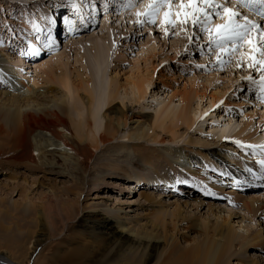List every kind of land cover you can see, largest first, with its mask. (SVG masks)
Segmentation results:
<instances>
[{
	"label": "rangeland",
	"instance_id": "rangeland-1",
	"mask_svg": "<svg viewBox=\"0 0 264 264\" xmlns=\"http://www.w3.org/2000/svg\"><path fill=\"white\" fill-rule=\"evenodd\" d=\"M126 1L124 6V2L121 0H119V2L111 0V3L105 0L106 6L110 3L114 9L112 8L111 11H106L105 9L109 10L110 8H104L103 10L106 14L99 13L98 19L96 18V22L98 23L93 25V28L89 27L87 29H82L71 37H65L64 34H60L58 30L56 31L57 24L59 23L57 16H60L58 12L60 7H64L63 3L68 4L69 7H76L79 5L78 9H81L83 14L86 13L88 15L98 11V8L96 10L94 4L91 6L88 4L98 2L96 6L98 5L102 10V1L0 0V52H3L5 55L7 54L6 57L3 58V61L9 62L10 64L8 66L13 67L14 65L13 68L15 69L16 67L21 68L26 81L31 82L30 84H32L33 79L38 80L40 83V85L37 86L38 90L44 89L45 92L48 91V87L44 86V81L41 79L43 76L42 66L46 61L50 60L55 55L65 54V57L62 58V62L67 63V68L70 72H73L74 69H79V64L75 63V56L76 54L81 56V52L77 51L76 46L83 45L90 49L95 40L103 39H108V41L110 40L109 42H113V44H111L112 50L108 68L112 76L117 75L119 77L120 83L123 84L125 82L131 70L136 71L138 69L144 73H149L151 79L150 86L146 90V97L139 104H132L129 99L124 101L125 106L119 101L116 102V108L120 107L124 109V111L129 109V113L125 111L128 114L127 126L124 129L121 128L115 141H112L104 147H100V149L94 153V159L89 164V169L85 174L81 169H66L59 164V166L54 165L55 168H52L53 171L51 172H41L38 169L31 170L24 165H19L18 167H16V165H14L15 167L9 165L7 166L8 169L6 168L5 170H1L0 168V250L10 251L9 254L12 255L16 254V251L10 248L11 246L7 243H10L11 233L10 230L5 231V228H13V222L18 221L23 231L27 230L28 223H32L31 219L27 218L32 215V212H24L23 206L26 208L29 207L30 204L40 205L41 207L43 198L48 196L54 200L53 204L57 208L58 204L56 205V203H61L60 201L67 202L69 200L67 197H70L69 201H77L79 198L77 192L81 191L82 182L88 181L94 184L95 180L100 179L102 176L105 177L103 183L99 186H93L95 189H92V192L86 194L85 197L82 195L80 198L81 203L88 204L90 207L95 205L99 208L97 210H91L89 207L90 210L86 211L85 214L81 213L80 216L75 219V223L70 224V226H72L70 229L71 231L65 230L63 233V235L65 234L66 236L71 233L70 237L67 238L70 239L71 242L73 240V243H71L72 246L85 243L89 245V235L87 237L82 234L79 237L76 234L78 232L82 233V231H87V228L89 231L98 229V222H101V220L103 221L105 217L100 209L107 206L113 208V210L115 208L122 209L121 215H127L126 219H130L129 221L133 222L136 221L137 223L139 222L138 224L149 223L155 219L161 209L145 203L140 197L142 193L153 194L157 200L160 196L161 200L166 201V206H164L162 210H167L169 212L175 209L176 206L174 203L180 201L181 198L195 196V199L199 198V200L204 201L206 205L202 207L200 206L197 208V206L194 205L186 211L183 210V212L188 213L186 217L187 220L182 226L178 225L177 227V230H181L177 235L182 247L189 248L194 241L202 238L200 235L202 233L198 228L199 219L209 221L210 225L215 221L219 223L223 220L230 221L235 230H238L240 234L243 232L242 234H244V236L246 234L248 235L250 232L257 233L260 229L262 230V234H264V218H262L261 215L247 213L246 210L242 208L241 202L238 201V204L235 202L233 203V200H229L231 196L227 197V192L230 190L231 186H228L226 183L229 181L225 182V180L228 179L226 177L228 174L231 175L229 171H227L228 174L226 173L223 178L225 183H221L224 190L217 189L222 193H220V195L211 193L212 195L214 194V196L206 195L208 192L203 194V191H208L203 188L204 184L198 183L190 177L187 179L189 181H185L187 183L177 185L178 187L173 185L169 187L166 185V188L169 189H163V183L155 185L139 180L140 173H147L149 171L148 168L143 166L138 157V150H142L143 148H139L137 145L135 146L137 143L129 141L126 136L128 133H133L137 125H135V121H140L145 126L147 122L144 123V121H148L149 119L154 120L156 111L161 105L168 103L169 100H171V106H178L179 95L184 90L190 92L192 95L194 94L197 98H195L193 102L196 106L199 104L200 107H202V118L196 126L189 132H186L184 128H179V134L175 143H168L169 140H172L171 135L161 131L158 132L162 133L166 141L164 145L144 143V141L139 142L141 147L160 149L161 151L159 153H161L167 146L189 147L188 143L192 138L191 140L196 141V144L189 148H194L193 150L199 151L200 154L188 155L187 157L179 156V154L171 156V158L174 156L177 157L174 164L180 166L181 169L184 170L185 168H191V166H186L187 163H190L188 160L189 157L192 161L199 160L205 162V159H201L202 156L207 159H213L212 156H214V159L221 161L224 155L229 150L233 149L234 152L237 151L235 160L228 157L224 162L235 167V170H239L240 166L238 165V161H240L243 163L241 169H244L241 173L245 174L246 171H249L248 169L251 168V174H253V171L255 172L253 169L260 166L261 161H264V156L257 157L252 152L257 151L260 147H264V118L260 116L264 110H258L257 112L259 114L256 113L257 107L255 99L252 97V89L247 84L250 82L251 84L258 83L260 80L256 74V70L253 69L255 66L251 65V67H249V62H247L248 59H243L241 56L237 55V48L222 54V51L220 50L221 52H218L215 44L210 40V33L207 35L204 31H201L199 26L192 29L188 24L181 25L176 23V20H173V24H165L164 21L160 23V19L158 18L160 12L156 15L154 23H149L143 16L145 10L140 12L142 14L140 17L141 23L138 25L136 13H138L137 10L142 5L137 7L139 0ZM180 3L182 2L179 1V3H176L175 0H170V7L173 9ZM183 3H186V1L184 0ZM196 3L198 5V0H196ZM200 5L199 3V6ZM201 8L205 12L209 9L204 8L202 5ZM168 10L169 8L166 9L165 12ZM172 16L171 19H173ZM199 18L203 21L202 16H198V19ZM27 21H29L28 24L29 26L31 25L30 27H27ZM52 21H54V23H50ZM209 21L216 25L225 23V21H214L211 18ZM34 26L37 27V31L31 32ZM28 28H30V32L27 31L29 30ZM40 28L42 31H39ZM31 36L34 39V43L40 47L39 49H46L49 47L51 49L31 57L33 55L30 53V44L28 42V38ZM211 36L215 37V34H211ZM209 40L210 44H208ZM257 55L260 56V59H264V57L260 55V52H258ZM0 59L2 60V58ZM219 60H223L225 63L221 64L218 62ZM238 62L240 67H237ZM245 71H249L250 76L243 74ZM2 83L7 85L5 81ZM3 88L8 90L10 94L15 93L10 91V89L12 90L10 87ZM219 88H224L225 90L224 99L211 108L209 104L210 97L213 91ZM122 93L123 90H121V94ZM16 94L18 93H15V95ZM60 96L61 91L59 92L54 89L51 93L38 96L41 100L39 99L37 101L42 102L49 100L52 102L51 105H53L54 100L51 101V99ZM5 101L6 100L0 97V108L4 105ZM226 101H230V104H225L224 102ZM226 112L235 115L233 118L234 123L241 125L251 124L248 134H258V136L262 138V142L256 143V147L254 145L253 148L251 146L241 147L237 145L238 143L228 139L217 140L214 138V136H212L214 130L212 131L210 128L214 126V129H216L218 126L227 124L225 121L226 116H222ZM250 118H252V120ZM198 140H202V142L199 143ZM8 142L12 143L11 140H8ZM10 143L9 145L12 146L13 144ZM203 145H208L209 148L203 149ZM221 145H225L226 148L220 149ZM1 149L2 153L8 152L9 150V148L5 146H0V151ZM213 151H217V153L212 154ZM33 154L37 155L36 152ZM245 163L249 164L251 167L248 168L244 166ZM112 165L118 166L119 171L112 172L113 174H111ZM161 166H165V170L174 175L167 164L162 163ZM192 168L199 169L197 165L192 166ZM209 168L214 171L211 175L213 177L212 179H214L213 182L217 183L215 180H218L219 178H216L220 177L219 171L215 166H209ZM124 171L132 174L136 173L137 175L134 180H128L129 176L124 175ZM259 172L261 174L264 173V171H258V173ZM148 174L149 177H156L155 174L150 172H148ZM248 178L251 182L248 181L249 185L242 187L243 191L240 190V187L234 191L239 194L247 193V196H251V198L253 196L259 200L261 199V205H264L263 180L259 178L258 174L249 175ZM193 187L200 188L201 190H196ZM185 191L191 192L185 195V193H183ZM192 191H194V195H192ZM56 195L61 199L60 201L52 197ZM217 196H219L220 200ZM211 201L222 208L224 212L220 211V209H209L207 204L211 203ZM20 204L22 205L20 206ZM56 207L52 208L54 218L56 217ZM225 211L233 212L238 215L232 216L229 219V214ZM86 218L90 219L86 221ZM81 224L87 226V228L85 229L80 226ZM59 227L62 229L61 226ZM172 227L173 226H171L170 229H172ZM33 230V239L29 241L26 239V234L22 233L20 235L22 240L25 241L24 244L27 243L24 248L29 249L28 257L32 255L33 251L32 257H35L40 251L37 246L34 247L35 242H43V245L47 246L49 244H55V242L47 241L46 233L47 231L49 232V230H46L43 223H40L37 228L34 226ZM243 244L244 243L239 240L233 249L230 250L232 253L229 260L230 264H240L241 262L243 264H252V262L264 264V246L261 247L260 245L257 247L252 243L246 244V246L243 247ZM68 246L69 243L65 242L58 248L64 250L70 248ZM32 261L33 259L31 262Z\"/></svg>",
	"mask_w": 264,
	"mask_h": 264
},
{
	"label": "bare ground",
	"instance_id": "bare-ground-1",
	"mask_svg": "<svg viewBox=\"0 0 264 264\" xmlns=\"http://www.w3.org/2000/svg\"><path fill=\"white\" fill-rule=\"evenodd\" d=\"M140 1L141 0L138 1L137 7L142 6L137 10L138 13L143 12L146 9L145 6L153 2V0H144L141 3ZM180 1L183 2L184 0ZM185 1L186 3L188 2V0ZM214 3L221 4L223 8L227 6V4L223 3V0H215ZM197 7L201 8V6L198 5ZM177 8L178 6L173 9L171 8L173 19H171V17L170 19L172 21L176 20L175 12ZM228 8H233L234 10V7L228 6ZM166 9L168 8L164 7L159 11L160 14L158 15L160 16H158V18L160 19V23L164 21ZM93 13L95 14V12ZM236 22L240 23L237 20ZM28 23L29 21L26 22L27 27L29 26ZM187 24L192 27V29L196 27L191 23V20H189ZM217 26L216 24L207 22V27L212 30ZM199 27L202 28L203 24ZM28 29L27 31L30 32V28ZM35 30L37 31V27L34 26L31 32ZM39 31H42V29L40 28ZM204 32L207 35L209 34V31ZM214 33V31L211 32V34ZM257 39H259V37ZM28 40L30 44L29 50L31 55H33L31 57L51 49L50 47L39 49L40 47L34 43L32 36L28 38ZM109 41L108 39L95 40L90 49L83 45L76 46L77 51L81 52V56L76 54L75 63L79 64V69H74L73 72L69 71L67 63L62 62V58L65 57V54L55 55L50 60L46 61L42 66L43 76L41 79L44 81V86L48 87L47 92H45L44 89H37V86L40 85L38 80L33 79L32 84H30L31 82H27L21 68L16 67L15 69L13 68L14 65L13 67L8 66L10 63L3 61V58L6 57L7 54L5 55L3 52H0V58H2V60L0 59V97L6 100L4 105L0 108V146L9 148L8 152L2 153V149L0 151L1 170L8 169L7 166L9 165L12 167L14 165H16V167L24 165L31 170L38 169L41 172H51L53 171L52 168H55L54 165L59 164L66 169H81L85 174L89 169V164L94 159V153L98 151L100 147H104L112 141H115L121 128H126L128 114L125 111L129 113V109L124 111V109L120 107L116 108V102L119 101L125 106L124 101L129 99L132 104H139L146 97V90L150 86L151 79L149 73H144L139 69L136 71L131 70L123 84L119 82V77L117 75L112 76V73L109 72L108 64L112 50L111 44H113V42ZM229 44L230 42L225 48L216 50L218 52L221 50L222 52H220L224 54L232 48ZM247 46H241V48L237 50V55L241 56L243 59H248L247 62H249V67H251L252 62L249 59L250 56L254 55L257 61L262 59H260V56L256 55V53H252ZM253 66L261 69V65L258 63ZM262 70L264 71V68H262ZM243 74L250 76L249 71H245ZM4 81L7 85L2 83ZM250 83L248 86L252 89L253 86ZM3 87H10L12 88L10 91L18 94H10L8 93L9 91L5 90ZM54 89L59 92L61 91V96L51 99V101L54 100L53 105H51L52 102L49 100L42 102L37 101L40 99L38 96L51 93ZM258 89H260V87H257V91ZM121 90H123L122 94ZM224 93V88L213 91L209 102L211 108L218 102L223 101ZM195 98L197 97L194 94L192 95L190 92L184 90L179 95L178 106H171V100H169L168 103H164L159 107L155 113L154 120L149 119L148 121H144V123L147 122L145 126L140 121L134 122L135 125H137L133 133H128L126 137L129 141L137 143L135 146L137 145L139 148H143L142 150H138V157L143 166L149 169V171H147L156 176L155 178L149 177L148 172H143L140 173L139 180L155 185L163 183V189H169L166 188V185L169 187L172 185L176 187L177 185H182V183H187L185 181H189L187 179L190 177L194 181L204 184L203 188L208 191H203V194L208 192L206 195L214 196V194L220 195V193H222L217 189L224 190L222 186V182H224L223 178L226 173L228 174L227 171H229L231 175L228 174L229 177L226 176L228 179L225 180V182L229 181L226 184L231 186L230 190L227 192V197L231 196L229 200H233V203L235 202L236 204H238V201L241 202L242 208L246 210L247 213L261 215V217L264 218V205H261V199L259 200L253 196L251 198V196H247V193L239 194L234 191L237 190L238 187L243 191L242 187L249 185V175L258 174L259 178L264 182V173H258V171H262L260 166L256 167L254 165L256 167L253 169L255 172L253 171V174H251V166L245 163L244 166L250 168L248 169L250 172L245 170L246 173L243 174L241 173V171H244V169H241L243 163L240 161H238V165L240 166L239 170H235V167L224 162L228 157L235 160L237 151L234 152L233 149L229 150L221 161L214 159V156H212L213 159H207L202 156L201 159H205V162L199 160L192 161L189 157L188 160L190 163H187L186 166H191V168H185L184 170L181 169L180 166L174 164L177 157L174 156L171 158V156L179 154V156L187 157L188 155L200 154L199 151L193 150L194 148H189L196 144V141L191 140L192 138L190 139L191 141L189 140V147L167 146L161 153H159L161 151L160 149H149L144 146L141 147V144H139V142L144 141V143L164 145L166 141L162 133L158 131L171 135L172 140H169L168 143H175L179 134V128H184L186 132L192 130L202 118V107H200L199 104L197 106L195 105L193 102ZM229 102L230 101H226L224 103L228 105L230 104ZM257 104H260V102L257 101ZM257 111L258 109L256 108V113H258ZM229 113L230 112H226L222 115L226 116L225 121L227 124L218 126L216 129H214V126L210 128L212 131L214 130V132L211 131L214 138L217 140L228 139L235 143L239 142L237 145L241 147L251 146L254 148L256 143L262 142V138L259 137L258 134H248L251 124L241 125L234 123L233 118L235 115ZM260 116L264 118V112L260 114ZM250 119L252 120V118ZM8 140H11L12 143L8 142ZM198 141L199 143L202 142V140ZM9 143L13 145L10 146ZM202 147H204L203 149L209 148L208 145H203ZM220 147V149L226 148L225 145H221ZM34 152H36L37 155H34ZM252 152L257 157H263L264 147H260L257 151ZM215 153H217V151L212 152V154ZM162 163L167 164L174 175L167 172V170H165L166 167L161 166ZM196 165L199 168L198 170L192 168V166ZM209 166H215L220 173V177L216 178L219 179L215 180L217 183L213 182L214 179H212L213 177L211 175L214 171L210 170L211 168H209ZM116 171H119V167L112 165L110 173L113 174ZM124 172V175L129 176L128 180H134L137 175L136 173ZM104 180L105 177L102 176L100 179L95 180L94 184L83 181L81 184V191L77 192V194H79L77 201H69L70 197H67L69 200L67 202H62L57 195L52 196L55 197L54 199L57 201L61 202L56 203V205L58 204V208L54 206V200L49 196L43 198L41 207L40 205L30 204L29 207L26 208L23 206L24 212H32V215L27 218L31 219L32 223H28L29 225L26 231H23L18 221L13 222V228H5V231L10 230L11 239L10 243H7L11 246L10 248L16 251V254L14 253L16 257L15 255L9 254L10 251L0 250V264H230L229 260L232 256L230 250L233 249L237 241L241 240L244 243L242 245L243 247H245L246 244L252 243L257 247L260 245L261 247L264 246V234H262L261 229L258 230L257 233L250 232L248 235L246 234L244 236V234H242L243 232L240 234L238 230H235L230 221L223 220L220 223L215 221L210 225L209 221L199 219L198 228L202 233L200 234L202 238L194 241L189 248L182 247L177 235L181 230H177V227L178 225L182 226L187 220L186 217L188 213L183 212V210L186 211L194 205L198 208L206 204L204 201L199 200V198L195 199V196L185 197L174 203L176 206L175 209L169 212L167 210H162V208L166 206V201L161 200L160 196L157 200L153 194L146 193L140 194L144 202L152 207L161 209L159 210V214L151 222L138 224L139 222L137 223L135 221V223L129 221L130 219H126L127 215H121L122 209L115 208L113 210V208L107 206L100 209L105 217L103 221L101 220V222H98V229L89 231L87 226L80 225L85 229L87 228L88 232L82 231V233L78 232L76 235L79 237L82 234L87 237L89 235V245L85 243L72 246L71 243H73V240L71 242L70 239H68L71 233L68 234V236L65 234L64 236L63 233L65 230L71 231L70 229L72 226H70V224L75 223V219H77L81 213L85 214L90 208L91 210H97L99 208L95 205L90 207L88 204L81 203L80 198L82 195L85 197L86 194L92 192V189H95L93 186L101 185ZM193 188L201 190L197 187ZM194 191H192V195H194ZM190 192L191 191H185L183 193L188 195ZM211 193L214 194L212 195ZM217 198L219 199V196H217ZM21 205L22 204H20V206ZM207 206L209 209L215 208V210L220 209V211L224 212L222 208L212 203V201L208 203ZM53 207H56L55 218L52 212ZM227 213L229 214V219L232 216L238 215L233 212ZM89 219L90 218L86 221ZM84 220L83 222L85 223ZM40 223H43L46 230H49V232L47 231L46 233L47 241L55 242V244H49L47 246L43 245V242H35L34 247L37 246L40 251L35 257H32L34 251L32 255L28 257L29 249L24 248L27 243L24 244L25 241L22 240L20 235L22 233L26 234L27 241L33 239V228L34 226L36 228L39 227ZM58 225L61 226L62 229H60ZM171 226H173L172 229H170ZM176 230L177 232L175 233ZM65 242L69 243L68 247L70 248L64 250H61V248L59 249L58 247H61L62 243ZM32 259L33 261L31 262ZM240 264L243 263L241 262ZM252 264L258 263L252 262Z\"/></svg>",
	"mask_w": 264,
	"mask_h": 264
},
{
	"label": "snow or ice",
	"instance_id": "snow-or-ice-1",
	"mask_svg": "<svg viewBox=\"0 0 264 264\" xmlns=\"http://www.w3.org/2000/svg\"><path fill=\"white\" fill-rule=\"evenodd\" d=\"M204 8H211L215 9L220 7L218 4H214L213 0H202ZM242 6L247 8H256L259 6L260 11L258 12L260 18L264 20V0H238ZM168 7L169 10L164 13V23L165 24H173L174 22L170 19L173 15V12L170 7V0H153L152 3H149L146 6L145 12L143 16L147 19L149 23L155 22V17L159 13L161 8ZM191 10V11H189ZM141 13H137V24L141 23L139 19L141 17ZM217 16H220V13H216ZM239 13L230 10L228 7L223 8V15L220 16V19L224 20L225 23L222 25H218L214 30L207 27V21L209 20V15L207 12L203 11L201 8L197 7V3L195 0H188L187 3H180L178 8L175 12L176 16V23L181 25H185L191 20V23L194 26H201L202 31H209L210 33V40L215 44L217 49L225 48L226 45L230 42L232 44V49L228 51L235 50L238 46H241L242 41L245 39L248 40V47L252 53L257 51L253 39L252 33L257 30V25L250 21L245 20L244 23H237L234 17L238 16ZM198 16L203 17V21L198 19ZM54 23V21L50 22ZM215 32V37L211 36V32ZM167 34V33H166ZM261 48H264V34L261 35ZM260 55L264 57V51L260 52ZM249 59L252 62V65L260 64L261 68H264V59L257 61L253 56H250ZM219 63L223 64L225 61L219 60ZM237 67H240L239 62L237 63ZM251 79V78H249ZM262 81V90H264V76L261 77ZM239 144V142H236ZM260 166L262 171H264V161L260 162Z\"/></svg>",
	"mask_w": 264,
	"mask_h": 264
}]
</instances>
